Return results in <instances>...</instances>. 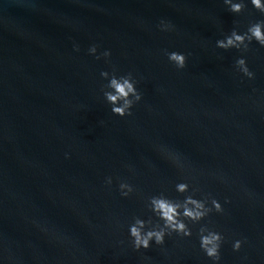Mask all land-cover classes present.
<instances>
[{"label":"water","instance_id":"obj_1","mask_svg":"<svg viewBox=\"0 0 264 264\" xmlns=\"http://www.w3.org/2000/svg\"><path fill=\"white\" fill-rule=\"evenodd\" d=\"M255 19L222 0H0V264H211L195 228L129 244L128 223L147 215L141 197L176 196L186 177L223 204L201 221L228 238L222 264H264V48L244 53L249 80L234 66L242 53L215 47ZM93 43L108 62L88 54ZM165 49L184 52L185 67ZM113 67L138 80L131 116L103 98L100 72ZM117 178L138 192L121 197ZM234 238H245L238 252Z\"/></svg>","mask_w":264,"mask_h":264},{"label":"clouds","instance_id":"obj_2","mask_svg":"<svg viewBox=\"0 0 264 264\" xmlns=\"http://www.w3.org/2000/svg\"><path fill=\"white\" fill-rule=\"evenodd\" d=\"M222 3L227 11L234 14L241 13L248 5H251L264 15V0H222ZM157 28L168 32L173 30L174 25L170 21L161 19ZM253 42L264 48V19L250 20L242 31L239 27L231 28L223 33L221 38L216 39L215 47L223 50L236 49L242 53L234 60V66L236 71L242 74V78L247 77L251 80L255 78V73L250 69L244 53L250 50ZM73 48L76 51L80 50L79 44L76 43L73 44ZM87 52L97 60L104 58L106 62L111 56L109 49L98 52V45L95 43L88 47ZM164 54L177 69L185 67L187 56L184 52L165 49ZM100 76L106 81L101 86V91L112 114L120 117L131 116L134 106L142 99V92L137 87V78L132 72L119 74L114 67L111 71L102 70ZM159 150L182 175L185 173V164L176 153L162 147ZM68 155L69 153H65L66 157ZM193 179L186 177L177 181L174 184V191L178 194L176 196L168 195L166 190H163L141 197L147 215H134L127 225L129 244L132 249L139 251L148 249L153 244L164 245L166 237H171L173 234L180 237H192L195 228L201 251L211 264H222L221 248L228 238L223 231L211 227L208 222L201 223V221L212 213H223V204L211 192H205L194 184ZM220 179L223 178L220 177ZM104 183L111 186L113 176H106ZM116 186L121 197L127 198L138 192L127 179L117 178ZM224 203H228L227 197L224 198ZM244 243L245 238L232 239V250L240 251Z\"/></svg>","mask_w":264,"mask_h":264}]
</instances>
